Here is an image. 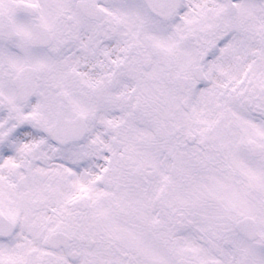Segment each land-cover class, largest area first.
Wrapping results in <instances>:
<instances>
[{"label": "snow or ice", "instance_id": "snow-or-ice-1", "mask_svg": "<svg viewBox=\"0 0 264 264\" xmlns=\"http://www.w3.org/2000/svg\"><path fill=\"white\" fill-rule=\"evenodd\" d=\"M0 264H264V0H0Z\"/></svg>", "mask_w": 264, "mask_h": 264}]
</instances>
